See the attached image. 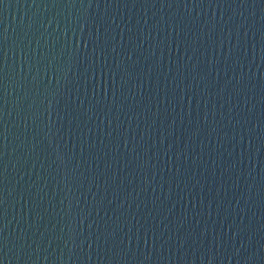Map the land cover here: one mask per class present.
<instances>
[{
  "label": "water",
  "instance_id": "water-1",
  "mask_svg": "<svg viewBox=\"0 0 264 264\" xmlns=\"http://www.w3.org/2000/svg\"><path fill=\"white\" fill-rule=\"evenodd\" d=\"M0 264H264V0H0Z\"/></svg>",
  "mask_w": 264,
  "mask_h": 264
}]
</instances>
